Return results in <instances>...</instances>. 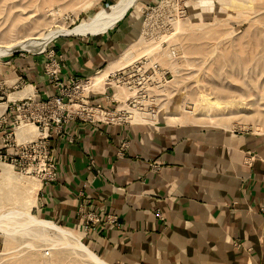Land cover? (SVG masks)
I'll use <instances>...</instances> for the list:
<instances>
[{
	"label": "crops",
	"instance_id": "1",
	"mask_svg": "<svg viewBox=\"0 0 264 264\" xmlns=\"http://www.w3.org/2000/svg\"><path fill=\"white\" fill-rule=\"evenodd\" d=\"M121 18L94 37L56 40L47 55L0 62V80L15 89L4 92L0 114L26 87L47 99L104 70L123 46ZM52 51L57 83L47 72ZM63 130L50 140L57 177L41 184L38 213L83 234L109 263L264 264V133L82 120ZM89 212L100 222L87 232Z\"/></svg>",
	"mask_w": 264,
	"mask_h": 264
},
{
	"label": "rangeland",
	"instance_id": "2",
	"mask_svg": "<svg viewBox=\"0 0 264 264\" xmlns=\"http://www.w3.org/2000/svg\"><path fill=\"white\" fill-rule=\"evenodd\" d=\"M120 1L0 0V44L40 38L34 44L6 49L11 50L0 56V62L47 55L59 39L103 33L75 30L95 15L110 12ZM118 27L126 35L109 65L128 52L125 56L131 61L119 69L124 70V79L109 81L110 77L98 91L83 85L93 77L82 80L77 90L70 84L72 108L84 91L81 88L95 92L90 94L93 101L97 93L107 96L108 111L122 106L126 98H137L139 91L140 103L130 110L147 113L152 125L191 124L226 132L264 133V0H137L114 28ZM6 90L15 89H8L1 79L0 103L7 101ZM11 107L16 108L9 106L8 121L0 128V137L5 139L0 142V167L14 166L11 181L0 178V225L6 229H0V264H97L56 235L28 224V214L48 220L38 213L42 183L30 169L32 157L21 156L15 144L29 133L21 132L19 125L37 120L33 118L36 110L30 106L11 112ZM169 114L179 118L171 120ZM39 120L34 125L43 131L47 120ZM4 144L7 148H1ZM72 232L88 246L83 234Z\"/></svg>",
	"mask_w": 264,
	"mask_h": 264
},
{
	"label": "built area",
	"instance_id": "3",
	"mask_svg": "<svg viewBox=\"0 0 264 264\" xmlns=\"http://www.w3.org/2000/svg\"><path fill=\"white\" fill-rule=\"evenodd\" d=\"M49 58H51L50 63L48 64L47 72L49 74L50 80L52 82L57 83L59 81L58 73H59V64L60 62L55 59V54L52 51ZM125 73L124 70L117 72L116 74L111 75L112 80H116L117 82L122 81L124 79ZM82 80L74 81L72 80L71 85L72 90L79 89ZM70 86H64L59 88V92L49 98L46 99H38L35 95L25 96L22 99L17 101H13V106L10 108L11 112L21 111V107H34L36 110V116L33 115V118H37L34 120L33 124L39 122V118H44L47 120L46 127L42 128L45 132L44 135H37L36 133H25L21 142L17 141L16 147L19 150L21 156L22 155H30L32 157V163L30 164V169L32 173H35V177H37L41 183L43 182H53L57 177V167L55 161L53 159L50 140L52 134L63 135L64 126L68 121L71 120H82L90 123H111V124H138L136 122L130 121L126 115H129L125 110L118 111L115 115L109 116L106 118L105 115H101L102 118H99L95 115H86L84 114L89 107L98 108L100 112L108 113L106 107L100 103H96L92 100L91 93H95L94 91H80V95H78L77 104L72 108L69 103L72 101L70 94L71 89ZM137 98L128 100V106L138 105L140 103V95L139 91L136 95ZM66 97H68V102L65 101ZM20 102V104H16ZM6 110L0 114V128L2 130V124L7 123V116L5 115ZM117 109V108H116ZM47 117V118H46ZM39 129L40 127L37 126ZM1 133V132H0ZM32 133V134H31ZM5 141L3 137H0V142ZM7 144H4L1 148H7ZM6 158V157H4ZM0 159H2V155H0ZM155 171H159L161 168L159 165L155 164L152 167ZM108 220L113 225L119 227L120 223L118 222V218L116 215L112 214L108 216ZM84 229L88 231H94L97 228V224L100 222V218L93 212H89L84 214Z\"/></svg>",
	"mask_w": 264,
	"mask_h": 264
},
{
	"label": "bare ground",
	"instance_id": "4",
	"mask_svg": "<svg viewBox=\"0 0 264 264\" xmlns=\"http://www.w3.org/2000/svg\"><path fill=\"white\" fill-rule=\"evenodd\" d=\"M136 1L137 0H121L120 2L116 3V5L112 8L110 12L95 15V17H93V19L89 23L82 26L80 29H76L75 31H78L81 34H85L86 32H89L91 34H98L100 32H104L105 30L112 28L119 21V19L122 16H124V14L136 3ZM38 39L40 38L34 36V37L26 38L19 42H15L13 44H0V53H1L0 56L7 54V52H9L15 46H22L27 42L34 44V42ZM8 48L11 49L9 51H6V49ZM125 55L127 56L128 52H125L124 55L121 56V58H119L118 60H116L114 64L109 65L102 72L93 76L91 80L85 82L83 85H86L88 88H92L97 91L103 90L104 82L106 80L108 81L110 76L113 75L115 72H119V69L121 67L124 69V66L126 67L127 64H129V62L131 61V59H127ZM109 81H112V79H110ZM81 89L85 91L84 88ZM32 95H34V93L32 92L31 88L26 87L24 91L18 94L10 95V98L15 99V98H22L25 96H32ZM130 99H134V98H126L124 100L125 103L122 106L108 113L100 112L98 108L94 109L89 107L84 114L90 116L95 115L99 118H102L101 115H105L107 118L109 116L115 115L118 111L125 110L126 112L129 113V115H126V117L129 118L130 121L136 123L151 124L150 123L151 119L150 117H148L149 115L147 113H141L139 112V109L137 110L138 112L136 113L135 108H133V111L130 110L131 108L130 106H128V100ZM0 107H3L5 109L6 104H3ZM167 117L171 120H176L179 118V116L175 114H169ZM18 129L21 130V132H25V131L34 132L37 135L45 134V132H41L37 128V126L34 125L33 123H25L24 121L21 122ZM259 129L261 128H258V130ZM13 168L14 166L11 164L8 163L3 164L2 167H0L1 169L0 178H2L3 181H11V179L14 177ZM28 224L30 225V227H35L44 230L52 235H56L64 244L69 245L74 249H77L78 252L80 251L84 256H86V258L97 264H111L108 261L98 257L94 252H92L85 245H83L80 238L77 236L79 234L76 235V233L75 232L73 233L72 230H69L67 228H62L51 220L38 219L37 217L35 218L34 216H30L29 214H28ZM0 229H2L3 231L6 230L5 228L1 227V225H0Z\"/></svg>",
	"mask_w": 264,
	"mask_h": 264
}]
</instances>
